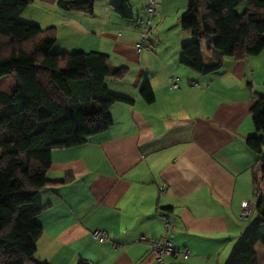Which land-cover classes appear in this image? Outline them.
<instances>
[{
  "label": "crops",
  "instance_id": "crops-1",
  "mask_svg": "<svg viewBox=\"0 0 264 264\" xmlns=\"http://www.w3.org/2000/svg\"><path fill=\"white\" fill-rule=\"evenodd\" d=\"M41 1L49 9L39 13L38 23L55 27L58 52L106 53L111 70H126L121 78L106 77L105 85L131 101L109 107V128L80 145L51 151L46 173L51 184L34 198L44 207L36 218L42 233L35 259L160 264L147 240L165 236L160 215L166 214L171 242L188 247L191 255L162 264H228L259 219L256 207L246 219L240 209L253 196L254 172L259 175V155L246 139L260 135L249 109L264 94L263 51L245 58L224 56L220 68L201 74L181 61L182 44L193 38L179 20L188 0H157L145 42L148 52L135 47L143 40L136 24L146 17L145 0H126L125 15L114 7L120 0L100 5L104 9L95 0L91 13ZM201 46L205 63L213 62L207 43ZM171 76L177 88L170 87ZM145 81L153 92L151 102L140 94ZM94 229L106 231L109 240L95 242ZM254 259L264 264L263 244L255 245Z\"/></svg>",
  "mask_w": 264,
  "mask_h": 264
},
{
  "label": "trees",
  "instance_id": "trees-1",
  "mask_svg": "<svg viewBox=\"0 0 264 264\" xmlns=\"http://www.w3.org/2000/svg\"><path fill=\"white\" fill-rule=\"evenodd\" d=\"M46 1L66 11L91 13L95 0ZM188 1L179 20L194 39L182 44L181 61L192 70L206 74L220 68L224 56L245 58L264 50V0ZM125 2L114 6L123 15ZM30 3L0 0V264H49L35 259L42 233L36 218L44 207L34 198L51 184L46 177L51 151L80 145L109 128V107L131 101L105 85L106 77L121 78L126 70H111L106 53H53L55 27L19 22ZM201 41L214 55L213 62L205 63ZM140 94L147 102L153 100L148 81ZM249 114L260 132L246 144L260 158L253 182L262 199L256 206L258 221L243 235L228 264H255V245H264V94L255 97Z\"/></svg>",
  "mask_w": 264,
  "mask_h": 264
},
{
  "label": "built area",
  "instance_id": "built-area-1",
  "mask_svg": "<svg viewBox=\"0 0 264 264\" xmlns=\"http://www.w3.org/2000/svg\"><path fill=\"white\" fill-rule=\"evenodd\" d=\"M145 12L146 17L141 21H138L136 27L141 31L143 35V40L135 45L137 51H150V48L145 44L146 37L151 30V21L154 16L157 14V0H145ZM170 87L177 88L178 80L176 77L171 76L169 78ZM195 84V83H192ZM161 190H165V185H162L160 188ZM262 199V193L258 188H254L253 196L251 199H245L242 201L241 209H240V217L246 219L251 216L253 207L257 206V203ZM160 220L163 225V229L165 230V236L149 239L147 240L146 237L141 236L140 240H147L149 243V252L152 254L153 259L157 263H164L168 259H174L179 257L181 260L186 261L189 259L191 252L190 249L186 246H177L174 245L168 234L172 231V226L169 220L168 215L162 214L160 215ZM91 237L95 242H106L109 240L108 234L106 231L101 229H94L91 231Z\"/></svg>",
  "mask_w": 264,
  "mask_h": 264
},
{
  "label": "rangeland",
  "instance_id": "rangeland-1",
  "mask_svg": "<svg viewBox=\"0 0 264 264\" xmlns=\"http://www.w3.org/2000/svg\"><path fill=\"white\" fill-rule=\"evenodd\" d=\"M105 2H109V0H96V7L98 8H103L100 7V5H104ZM118 2L115 3V5L117 4ZM146 5V3H145ZM244 4H242L241 6H239L237 9L239 12H243L242 10L244 9L243 6ZM48 5L44 4L41 0H31V3L26 7V9L19 15V17L17 18V20L19 22H29V23H33V24H37L39 25L38 23V19H39V13L40 15H46L47 14V9H49V7H47ZM243 8V9H242ZM145 10V8H144ZM145 12L143 13V10L142 8L140 9L138 15L140 17H143L145 16L144 15ZM44 24V23H43ZM128 24H131V23H128ZM153 36L156 38V39H159V35L157 34H153ZM194 38H192L191 40H193ZM189 41V40H188ZM187 42V41H186ZM185 43V42H184ZM58 42L55 46H53V53H57L59 49V46H58ZM262 55H264V50H263V53ZM261 57H264V56H261Z\"/></svg>",
  "mask_w": 264,
  "mask_h": 264
}]
</instances>
